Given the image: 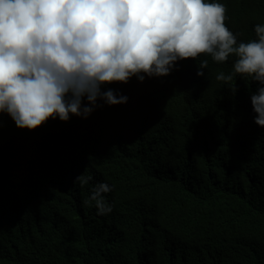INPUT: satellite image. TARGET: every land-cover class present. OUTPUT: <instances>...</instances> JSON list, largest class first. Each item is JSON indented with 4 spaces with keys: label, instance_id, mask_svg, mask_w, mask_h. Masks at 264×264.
<instances>
[{
    "label": "trees",
    "instance_id": "trees-1",
    "mask_svg": "<svg viewBox=\"0 0 264 264\" xmlns=\"http://www.w3.org/2000/svg\"><path fill=\"white\" fill-rule=\"evenodd\" d=\"M217 2L238 43L255 39L264 0ZM234 59L104 85L127 102L31 131L0 113V264H264V130L242 108L258 85L216 79Z\"/></svg>",
    "mask_w": 264,
    "mask_h": 264
},
{
    "label": "clouds",
    "instance_id": "clouds-1",
    "mask_svg": "<svg viewBox=\"0 0 264 264\" xmlns=\"http://www.w3.org/2000/svg\"><path fill=\"white\" fill-rule=\"evenodd\" d=\"M227 19L217 0H0V113L29 131L49 119L87 118L97 100L127 102L112 89L102 91L104 85L167 76L177 61L201 55L211 57V66L235 57L232 72L216 79L247 77L258 85L242 108L262 131L264 24L254 26L255 39L238 43ZM207 67L201 60L196 75ZM91 179L81 174L75 181ZM111 191L103 182L94 186L90 200L98 215L112 211L104 195Z\"/></svg>",
    "mask_w": 264,
    "mask_h": 264
}]
</instances>
